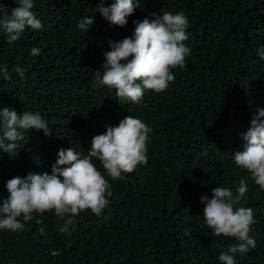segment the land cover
Here are the masks:
<instances>
[{"label": "trees", "instance_id": "1", "mask_svg": "<svg viewBox=\"0 0 264 264\" xmlns=\"http://www.w3.org/2000/svg\"><path fill=\"white\" fill-rule=\"evenodd\" d=\"M110 6L114 0H104ZM100 0H34L42 29H27L14 44L0 29V106L39 112L53 134H25L16 157L0 153V198L6 184L29 173H52L60 149L81 156L94 136L131 115L152 129L148 163L112 180L97 168L113 192L104 221L90 210L75 217L72 235L60 233L64 221L53 212L34 214L25 231L0 230V264H220L218 256L236 241L212 234L203 218L201 197L212 189L235 191L248 179L242 206L253 209L250 236L256 247L237 264H264V190L234 163L257 109H264V0H141L125 27L112 26L97 12ZM14 0H0V19L10 16ZM165 9L188 17L191 54L174 82L160 93L145 91L140 104H120L115 89L93 86L105 63L109 41L134 37L135 22L154 19ZM95 17L88 34L77 25ZM39 47L33 57L31 48ZM20 66L21 76L13 71ZM41 219L42 225H36ZM44 226L47 237H38Z\"/></svg>", "mask_w": 264, "mask_h": 264}, {"label": "clouds", "instance_id": "2", "mask_svg": "<svg viewBox=\"0 0 264 264\" xmlns=\"http://www.w3.org/2000/svg\"><path fill=\"white\" fill-rule=\"evenodd\" d=\"M16 7L10 16L0 19V29L7 33V44L12 45L21 38L27 29H42L36 18L34 0H14ZM107 3V2H106ZM100 0L97 12L110 25L123 28L128 18L135 14L141 0H114L105 6ZM95 17L84 16L77 28L88 34L94 26ZM134 37L122 41H109L110 51L105 52V63L95 70L93 86L116 90L120 104L125 102L140 104L145 91L160 93L174 82V69H183L186 58L191 54L186 42L189 39L188 17L183 12L173 13L161 10L154 19L145 18L135 22ZM264 60V47L257 50ZM39 47L31 48V55H40ZM8 64L0 66V74L5 81L12 79ZM13 71L23 78L20 66ZM35 129L51 137L53 132L48 122L39 112L24 111L22 114L0 106V153L16 157L20 142L25 134ZM152 129L140 119L128 115L118 126H106V132L93 137L91 150L81 156L73 147L60 149L58 159L52 165V173L33 174L26 177H13L6 184L8 196L0 198V230L11 232L25 231V225L34 220V214L53 212L64 223L58 231L72 235L75 217L90 210L104 221V215L112 197L111 184L97 168L95 160L102 164L104 171L112 180L122 179L139 165L148 163L149 134ZM243 150L234 155L235 165L245 170L255 185L264 190V109H257L251 118L246 133H241ZM2 158V157H0ZM248 191V179L241 178L235 191L230 187H215L212 196L201 197L204 205L203 218L206 226L216 237L232 238L236 242L220 252V264H237L236 255L243 258L256 247V240L250 236L255 224L254 212L250 207L242 206V200ZM36 225H42L41 219H35ZM44 226L38 228V237H47Z\"/></svg>", "mask_w": 264, "mask_h": 264}]
</instances>
